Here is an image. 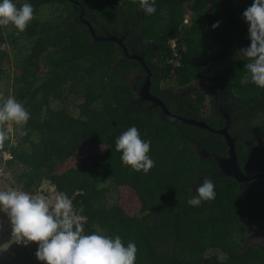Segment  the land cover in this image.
<instances>
[{
  "label": "trees",
  "instance_id": "trees-1",
  "mask_svg": "<svg viewBox=\"0 0 264 264\" xmlns=\"http://www.w3.org/2000/svg\"><path fill=\"white\" fill-rule=\"evenodd\" d=\"M24 2L14 0L17 7ZM28 2L34 18L23 32L0 26V94L14 96L30 113L21 128L5 125L0 171L11 174V187L37 195L45 184L54 185L55 194L71 199L73 213L86 217V234L119 235L125 245L134 241L135 264H262L257 247L239 252L247 235L243 217L257 224L264 216V180L239 184L220 177L217 162L199 151L227 155L224 138L171 123L159 109L150 111L138 101L124 76L143 67L116 43L95 40L79 17L97 37L100 27L112 29L125 37L129 51H144L162 101L173 113L212 129L220 116L205 111L211 77L218 64H227L218 87L237 111L243 131L238 163L250 176L264 165V150L247 130L259 118L264 139V88L241 83L248 61L238 53L250 43L242 14L252 0H156L152 15L141 9L142 0ZM196 83L195 95L186 100L181 91ZM177 98L181 103L174 106ZM131 126L151 142L155 166L147 173L125 165L115 150L116 139ZM84 145L90 148L82 156ZM71 160L76 163L61 172ZM204 178L214 181L216 198L191 207L192 189ZM36 250L34 243H15L9 256L0 251V264H41Z\"/></svg>",
  "mask_w": 264,
  "mask_h": 264
},
{
  "label": "clouds",
  "instance_id": "clouds-1",
  "mask_svg": "<svg viewBox=\"0 0 264 264\" xmlns=\"http://www.w3.org/2000/svg\"><path fill=\"white\" fill-rule=\"evenodd\" d=\"M140 7L145 15L157 11L156 0H142ZM242 16L248 25L250 43L238 52L248 61L244 65L246 75L241 83L250 80L257 87L264 88V0H252ZM33 18L34 8L28 0L20 7L14 0H0V26L11 24L23 32ZM219 26V21L212 25L213 29ZM29 119L30 113L14 96L5 98L0 94V146L8 139L5 127L8 122L21 128ZM150 147L151 142L143 139L135 126L129 127L115 141V150L121 153V161L133 170L145 173L155 166L149 155ZM215 198L214 181L204 178L187 203L199 207L203 201ZM0 212L7 214L17 244L37 245L35 255L41 264H135L136 243L129 241L125 245L119 235L110 236L99 231L86 234L83 223L86 217L73 213L72 201L64 192L56 193L52 205L43 195H32L21 189L0 190Z\"/></svg>",
  "mask_w": 264,
  "mask_h": 264
},
{
  "label": "flooded vegetation",
  "instance_id": "flooded-vegetation-1",
  "mask_svg": "<svg viewBox=\"0 0 264 264\" xmlns=\"http://www.w3.org/2000/svg\"><path fill=\"white\" fill-rule=\"evenodd\" d=\"M81 15L79 17H80V19H81V21L83 23L84 19L81 18ZM99 30H100V35H99L98 38L115 37V38H117L119 41H121L123 43V44L122 43L121 44H117L116 43V44L119 45V46L122 45L121 46L122 49H123V45H124L125 48H126V51L129 53V55L135 54V55H137L139 57H144L145 58V52L142 51V50H139V49H136L135 47H133L129 51L127 49V47H126L125 37H122L118 33H115V31H113L112 29L109 30V29H105L103 27H100ZM154 48H156V47H153V49ZM123 51L125 52L124 49H123ZM125 55H126V53H125ZM127 57L129 59H131L129 56H127ZM131 60H134V59H131ZM134 61H137L138 63H140L138 60H134ZM145 64H146V60H145ZM140 65L143 68H139L137 66H134V67H132V69H133L132 70V76H124V77L130 82V84L134 87V89L138 93V95H139L138 101H142L145 104H149V108L148 109L150 111L159 109L162 112V114H163V111H162V109L160 107L156 106V104L154 102H152L151 100H149L148 98L145 97L144 90H146L145 88H147L146 85L148 83V77H149V73H148L146 67L148 68V70H149V67L147 66V64H146V67L144 65H142L141 63H140ZM227 66H228L227 64H224V65L221 64V63L218 64L217 67H216V70L214 72V75L211 77L212 83H213V88L211 90V93H213V94H209V97H208L207 101L210 102V101L213 100L212 101L213 104L209 103L210 104L209 108H206V111L209 110L208 112L210 113V112H212L211 110L213 109V111L216 112V115L218 114L220 116L219 121H218L219 122L218 123L219 127L214 129V130L225 131V133L228 134V136H230V138L233 141L232 144L234 146L235 153H236V156H237V159H238V162H239V153H238V151L240 150V147H241V140H242L241 138L243 137V131L240 130V128L238 127V124H239L238 120L239 119H237L235 117V113L237 112L235 107L233 106V104H231V103L229 104V102H227L225 100V98L223 97L222 91L219 89V88L222 89V87H218V81H219L220 75L224 72V70L227 68ZM143 69L146 71L147 75L146 74H142L141 70H143ZM151 76L152 75H151V72H150L149 93H150L151 96H153L155 98H158V99H160L162 101V99L158 96L157 91L153 90L152 83H151ZM199 84L200 83H196V88H199L198 87ZM196 88H195V86H193L191 88H187V89H185V92L182 90L180 94L182 96H184L186 100H188L190 95H192V96L195 95ZM172 95L175 96L174 94H172ZM212 95H213V98H212ZM172 103H173L174 106H179L180 103H181V100L177 98L176 101H173ZM189 104H190V106H192L191 103H189ZM166 107L168 108V110L173 115L180 116V115H177V114L173 113L167 105H166ZM163 116H164V114H163ZM258 120H259V118L256 119V121L254 122V124L252 126H248L247 130L249 132L252 131V132L255 133V137H256V141H257L258 146H260L264 150V139L258 133V131L260 129L259 128V124L257 123ZM220 136L224 138L225 146L228 147L227 155H225V156L222 155V154L221 155H216L217 152L215 153V152L199 151V154L201 155V157L203 156V158H205V159L213 158L217 162L218 168H219L220 160L229 157V149H230L228 144H227V142H226V138L223 135H220ZM196 151H197V149H196ZM211 155H213V157ZM240 169H241V167H240ZM262 169H263L262 172H260L258 174H255V175H264V165H263ZM241 171H242V169H241ZM242 173L244 174L243 171H242ZM218 175L220 177H222V175L220 173V168H219ZM255 175H250V176H255ZM246 176L250 177L249 175H246ZM261 180H264V178L255 179V180L244 182V183H251L253 181H261ZM239 184H243V183H239ZM262 186L264 187V181L262 183ZM192 190H194V193H195L196 188L195 189L193 188ZM259 218L261 219V221L257 222V224H255L251 220V216L243 217V220L247 224V230H246L247 235H246L245 244L242 247L241 252H239V254L242 255V254L248 252L251 247H257L259 249V252H260L258 258H262L264 260V216L260 215ZM215 264H217V263H215ZM262 264H264V261L262 262Z\"/></svg>",
  "mask_w": 264,
  "mask_h": 264
},
{
  "label": "water",
  "instance_id": "water-1",
  "mask_svg": "<svg viewBox=\"0 0 264 264\" xmlns=\"http://www.w3.org/2000/svg\"><path fill=\"white\" fill-rule=\"evenodd\" d=\"M83 23L91 31L92 37L95 40H100V41H104V42H115L117 44H121L122 43L121 41H119L115 37L98 38L97 35H96L95 30L92 27V25L86 20L85 21L83 20ZM123 49L125 50V53H126L127 56H129L131 59L138 60L142 65H144L146 67L145 58L144 57H139V56H137L135 54L129 55V53L126 51V48H125L124 45H123ZM146 69H147V71L149 73V77H148V83L146 85L147 88H145L146 90H144L145 97L148 98L149 100H151L152 102H154L156 104V106H158V107H160L162 109L164 117L168 121H170L171 123H183V124H188V125H191V126H195V127L201 128V129L208 130V131H210L212 133L223 135L226 138V142H227V144H228L230 149H229V157L225 158V159H221L220 162H219L220 173H221L222 176L233 178L239 183H244V182L252 181V180H255V179L264 178V175H255V176L248 177V176H246V175H244L242 173V171L240 169V166H239V163H238V159H237L236 153H235L234 146L232 144L233 141L230 138V136H228V134L225 133V131L214 130L211 127H209L207 125V123L204 122V121H198V120H195V119H188V118H184V117L173 115L168 110L166 105L160 99L151 96L150 93H149L150 70H148L147 67H146ZM53 187H55V186L53 185Z\"/></svg>",
  "mask_w": 264,
  "mask_h": 264
},
{
  "label": "rangeland",
  "instance_id": "rangeland-1",
  "mask_svg": "<svg viewBox=\"0 0 264 264\" xmlns=\"http://www.w3.org/2000/svg\"><path fill=\"white\" fill-rule=\"evenodd\" d=\"M42 15H47L42 12ZM14 26L9 24L7 26H4L5 30L12 31L14 30ZM196 88V85H195ZM185 92V91H184ZM207 108H209V101L205 103ZM206 111V109H205ZM209 111V110H208ZM9 129L12 130L11 124L9 125ZM89 148L90 146L84 145L80 151V155H86L89 153ZM76 163L75 160H71L69 163L63 165L60 169V171H64L68 169L70 166L74 165ZM11 174L8 172H5L0 175V190H8V189H13L11 187ZM37 195H43L45 197H48L51 204L54 205L55 203V193L52 187L49 186V184H45L43 188L41 189L40 193ZM16 243L15 237H13L12 234V228L11 224L9 222V219L7 217V214L4 212H0V251L3 256H9L11 254V248L12 246Z\"/></svg>",
  "mask_w": 264,
  "mask_h": 264
},
{
  "label": "built area",
  "instance_id": "built-area-1",
  "mask_svg": "<svg viewBox=\"0 0 264 264\" xmlns=\"http://www.w3.org/2000/svg\"><path fill=\"white\" fill-rule=\"evenodd\" d=\"M185 23H188V21L186 20ZM172 47H175V44H172ZM6 159H11V156L9 154L5 155ZM0 173H2V171H0Z\"/></svg>",
  "mask_w": 264,
  "mask_h": 264
}]
</instances>
